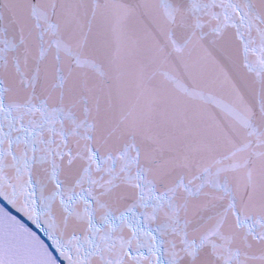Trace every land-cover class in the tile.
I'll return each mask as SVG.
<instances>
[{
    "label": "snow or ice",
    "instance_id": "6c2138e0",
    "mask_svg": "<svg viewBox=\"0 0 264 264\" xmlns=\"http://www.w3.org/2000/svg\"><path fill=\"white\" fill-rule=\"evenodd\" d=\"M0 264H264V0H0Z\"/></svg>",
    "mask_w": 264,
    "mask_h": 264
}]
</instances>
